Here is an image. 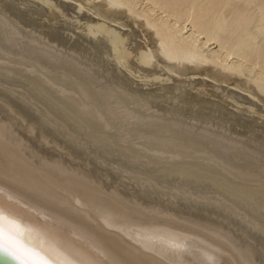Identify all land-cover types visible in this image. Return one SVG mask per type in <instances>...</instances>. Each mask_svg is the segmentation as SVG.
Returning a JSON list of instances; mask_svg holds the SVG:
<instances>
[{
	"label": "bare ground",
	"instance_id": "6f19581e",
	"mask_svg": "<svg viewBox=\"0 0 264 264\" xmlns=\"http://www.w3.org/2000/svg\"><path fill=\"white\" fill-rule=\"evenodd\" d=\"M74 1L0 0V203L23 243L264 264V110L239 93L264 97V0Z\"/></svg>",
	"mask_w": 264,
	"mask_h": 264
},
{
	"label": "snow or ice",
	"instance_id": "6c2138e0",
	"mask_svg": "<svg viewBox=\"0 0 264 264\" xmlns=\"http://www.w3.org/2000/svg\"><path fill=\"white\" fill-rule=\"evenodd\" d=\"M22 232L15 221L5 215L3 204L0 203V248L11 251L14 255L22 256L25 264H55L42 249L26 246Z\"/></svg>",
	"mask_w": 264,
	"mask_h": 264
},
{
	"label": "rangeland",
	"instance_id": "374dc122",
	"mask_svg": "<svg viewBox=\"0 0 264 264\" xmlns=\"http://www.w3.org/2000/svg\"><path fill=\"white\" fill-rule=\"evenodd\" d=\"M65 1H68V2H70V3H73V5H76V6H78V3L77 2H75L74 0H65ZM84 9H86V8H82V11H79L78 10V8L77 9H75V11H76V14L77 15H79V16H81V15H83L84 13H87V14H89V15H94L92 12H90V11H88V10H84ZM76 21H79V20H76ZM118 26V25H117ZM119 28H122V27H120V26H118ZM124 30H125V28H123ZM202 63L203 62H201L200 64H199V66L200 65H202ZM204 65V64H203ZM246 75V76H245ZM201 76H203V77H201ZM193 77V76H192ZM197 77V78H196ZM203 78V81H205L206 82V84H205V88L207 89L208 88V90H211L212 88H211V86H209L208 84H217L216 82H214L212 79H210L209 77H208V79H207V77L205 78V76L204 75H195L193 78L194 79H196V80H200V81H202V79L201 78ZM199 78V79H198ZM241 79L242 80H244V81H247L248 80V75L247 74H244L242 77H241ZM209 80V81H208ZM210 80H211V82H213V83H211L210 82ZM208 83V84H207ZM223 86H225L226 88L227 87H229L230 89H234V87H231L232 85H226V84H223ZM228 88V89H229ZM235 90H239V89H235ZM239 93L240 94H244V96L245 97H249L248 98V100H250V98H251V102H253V100H254V102L253 103H255V104H257V106H255V108H253L254 110L256 109V110H259V108L263 111L264 110V97H259V98H257L256 96H254L253 94H249V93H245V91H243L242 92V90L240 91L239 90ZM247 95V96H246ZM257 99V100H256ZM261 101H260V100ZM256 100V101H255ZM263 100V101H262ZM247 106H248V104L246 103L244 106H239V107H241V108H247ZM259 107V108H258ZM257 116V115H256Z\"/></svg>",
	"mask_w": 264,
	"mask_h": 264
},
{
	"label": "water",
	"instance_id": "95a60500",
	"mask_svg": "<svg viewBox=\"0 0 264 264\" xmlns=\"http://www.w3.org/2000/svg\"><path fill=\"white\" fill-rule=\"evenodd\" d=\"M0 264H9L6 260L0 258Z\"/></svg>",
	"mask_w": 264,
	"mask_h": 264
}]
</instances>
